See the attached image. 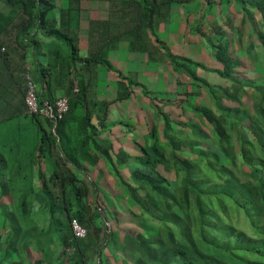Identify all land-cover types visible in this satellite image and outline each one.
I'll list each match as a JSON object with an SVG mask.
<instances>
[{"label":"trees","instance_id":"trees-1","mask_svg":"<svg viewBox=\"0 0 264 264\" xmlns=\"http://www.w3.org/2000/svg\"><path fill=\"white\" fill-rule=\"evenodd\" d=\"M105 1L109 5L108 18L92 22L98 27L92 38L99 50L109 40L126 38L130 48L138 51L148 48V33H154L156 26L169 18L171 5L186 0ZM81 2L0 0V46L8 44L15 50L32 29H42L45 35L66 44L65 57L58 54L54 65L63 73L74 72L80 85L79 92H74L70 78L65 93L69 110L54 129L47 118L27 112L26 86L16 71L7 67L4 81L0 80V146H30L38 137L35 147L40 158L46 162L47 158L57 160L52 169L40 172L42 186L35 187L31 181L24 186L27 189L16 202L20 217L29 220L32 213L28 222L33 226L32 220L43 221L48 229H54L63 243V256L68 257L65 248L74 243L78 256L74 264H88L80 241L95 244L103 230L96 223L100 213L91 207V187L82 174L88 171L86 164L101 163L99 179L105 197L114 206L116 218L128 220L123 229L129 244L117 240L113 244V250L122 252L126 264H264V74L248 78L242 70L244 61L234 52L232 29L214 26L222 37L218 43L208 41L216 65L211 67L166 51L163 56L179 73L176 81L188 80L186 98L170 99L172 113L160 109L156 97L148 99L153 109L158 108L162 132L151 121L143 143L130 139L123 123L113 121L111 105L129 98L133 93L129 87L139 83L136 76L116 71V99L94 97L91 85L79 72L97 64L108 70L115 68L100 51L99 57L93 50L86 57L79 56L78 39L71 25L81 11ZM2 4L10 7L8 14ZM260 9L264 16L263 7ZM254 29L264 46L263 30L256 23ZM206 73L213 74V79ZM204 93H208V104L194 100ZM145 94L151 96L148 90ZM21 117L32 120L36 130H31ZM58 144L64 156L57 153ZM108 171L115 175L116 187L107 180ZM11 174L6 172L2 177ZM117 184H122L140 212L123 204ZM30 194L36 200L31 205L25 201ZM12 201L10 198L4 202L11 206ZM73 218L88 228L87 238L74 239ZM2 244L0 235V252ZM8 248L0 255V264H28Z\"/></svg>","mask_w":264,"mask_h":264},{"label":"rangeland","instance_id":"rangeland-1","mask_svg":"<svg viewBox=\"0 0 264 264\" xmlns=\"http://www.w3.org/2000/svg\"><path fill=\"white\" fill-rule=\"evenodd\" d=\"M81 3L82 11L77 14V19L74 21L81 22V24L79 23L83 28L81 30V37L84 38L86 36V30L84 29L85 27L87 29L89 26V21L102 20L107 17L108 2L105 0H82ZM1 7L6 14L11 11L10 7L7 5L2 4ZM249 12H251L250 14L252 16L257 14L261 15V18L256 19V24L259 26V29L263 30L262 32L264 33V23L262 22L263 13H260L259 10H250ZM238 23L239 22H237V25L235 24L236 26L233 25L231 28L232 37L234 38V52L244 61L245 66L242 70L246 76L248 78H254L257 74H264V46L258 40L257 31L253 26L251 27L249 23L246 26H239ZM170 28H167L166 32L163 34V36L166 34L164 37L167 39L172 36L168 34ZM204 28L205 29L203 31L206 32L202 33L203 38L199 35V32V34L197 33V36H194L193 42H188V38L194 34L191 32L186 34L185 37L183 36V38L182 36H179V42L174 44L172 43L170 46L174 45L176 51H179L180 49L183 56H188L191 53V58L197 61L199 60L208 66L214 67L216 63L211 58L209 51L210 48L207 46V41H211V43H218L222 37L215 32L214 28ZM224 29L229 30L227 28ZM34 30H37V28L32 29L28 35L22 37V45L16 46L15 50H11L8 46H6L8 44L5 45L4 43H1L0 80H3V75L7 71V67H9L16 71L15 73L18 78L25 83L27 72H30L31 74L33 73L32 75L36 73V70H34V62L36 59L38 58V60H42V64L47 61V59L44 58L46 53L43 52L46 51V46H41V53H39L38 48H36L37 51L34 50L35 52L33 53H30L29 51V47L27 45H32V41L34 40L38 42V36H36L37 31L33 32ZM2 41L6 42L3 37ZM150 41L151 40L148 39L147 47L150 51H153L155 46L152 48V42ZM22 46L27 47L22 49ZM158 46L165 47L166 45L159 44ZM165 49L166 51H170L167 46ZM84 53L85 51H80L81 55ZM175 53L176 52L173 54ZM30 54H32V59L29 58ZM157 61L159 63L152 65L156 68V70L152 71L150 67L151 65L149 64L147 67L145 64L146 61H143L142 63L138 60H132V67L135 68L136 65V69L140 72V75L138 77L136 76V82L139 83V85L134 84L129 87L133 92L129 98L124 99L117 104L111 105L113 117L117 120H121L123 123V130H125L128 137L130 139L134 138L141 143L145 141L151 121L158 125L160 132H162L163 129V123L158 118V108L153 109L151 102L148 99L156 97L160 101L159 108L164 112L172 113L174 110L173 105H170L169 103L170 99L177 100L180 98H186L184 91L188 88V84L186 83L188 80L181 78L179 82L176 81L177 78L175 75H178L179 73L170 59L164 57L163 60ZM42 64H40V68ZM43 66L47 68V65L43 64ZM106 72L107 70L105 68L101 70L100 74L102 81L99 83L100 87L98 91H94L93 89V95L96 99L109 100L107 97L112 95V91L116 86L115 82L108 80L109 78ZM205 75L211 80L213 79V74L206 73ZM130 76H133V73H131ZM189 81L191 82V80ZM147 90L151 93V96L145 94V91ZM247 90L250 91L251 88H247ZM194 100L206 105L209 103L208 93L195 97ZM249 104L251 103L249 102ZM192 115L193 114H191V116ZM128 129H130V131H128ZM3 173L6 174V171L0 169V235L3 242L0 255L2 256V254L9 249L8 247H10L13 251L18 252L19 258H24L28 264H35L36 262H40V264H74L76 260H78V256L76 255L77 253H73L68 257L63 256V243L56 236V233L53 231L54 229H48L45 222L36 220H32L33 226H31V223L28 221L31 219V216L33 215L32 213L28 217L29 220L24 219L25 216L23 215L22 218L20 217L21 214L19 213V208L16 202L21 199V194H24L27 187H24L22 185V181L16 180L14 177L11 180L4 179L2 177ZM82 175L86 184L91 187V207L96 212L98 210L100 213V218L96 220V223H99L103 230L101 232L100 239L95 242V244L87 243L82 240L80 241L79 245L84 252V256H86L88 264H126L125 257L122 252L115 253L113 250V244L115 240L126 246L127 243L129 244L130 241L124 233L125 226L128 225V220L125 218H116V215L114 214L115 208L107 201L101 180L96 181V179H99L100 177L99 170L94 168L84 172ZM107 180L110 184L116 187L115 182L117 180L111 171L107 172ZM117 188L122 191L124 197L123 204H125L127 208L132 211L140 212L137 206L131 201L128 192L123 189L122 184L120 186L117 184ZM39 189L40 188H37L36 191L38 192ZM17 190H20L17 192L19 196L16 193ZM6 196H10L11 200H13V204L11 206L6 205L4 202H7V200L10 199ZM25 201H28L29 205L36 202L33 194L28 195L25 198ZM26 222L28 223L26 224ZM85 238H87V236Z\"/></svg>","mask_w":264,"mask_h":264},{"label":"crops","instance_id":"crops-1","mask_svg":"<svg viewBox=\"0 0 264 264\" xmlns=\"http://www.w3.org/2000/svg\"><path fill=\"white\" fill-rule=\"evenodd\" d=\"M81 6L80 9H82ZM262 7L264 10V0H186L184 2L173 3L171 5L169 18L165 22L159 23L154 29V33L152 32L148 33L147 38L151 40L150 42H152V48H154L155 46L154 50L152 51L155 53L153 56L149 54L148 52L149 48L138 51L132 50L126 38L120 39L119 41L109 40L106 43L105 47L103 48V45H101L103 49L100 47L99 50L95 39L92 38V32L93 33L96 32L98 27H96L92 22L103 21L106 18H108V15L102 20L89 21L88 23L89 26L87 27V29L86 27L84 29L86 30V36L84 38L81 37V30L83 29L80 26L81 22L72 21L71 28L76 32V36L78 39L79 56L86 57L89 55L90 50H93L97 52L98 54L97 56L99 57V51H100V53L104 57H106L114 65L115 68L113 70H108V68L105 65L97 64L91 66L90 68L89 67H87L86 69L84 68L79 72V74H81V77L91 85V88L94 89V91H98L100 87L99 83L102 81L100 72L102 69L105 68L107 70L106 73L109 78L108 80L116 83V86L112 91V95L107 97V99L109 100H114L118 95L117 92H118V81H119L116 71H121L123 74H128V75L133 73V76L138 77L140 75V72L136 69V65L135 68L132 67V62H131L132 60H138L139 62L142 63L143 61H146L145 64L147 65V67L150 64L151 70L155 71L156 68L153 67L152 65H154L155 63L156 64L159 63L157 60L164 59L163 54H165L166 49L164 47L158 46L159 44L157 43L158 42L157 40L164 42L172 54L176 52L178 53V54L175 53L176 55L183 56L180 52V49L179 51H176L174 45L170 46V44L172 43L174 44L176 42H179L178 39L179 36H182L183 38V36L185 37L186 34L192 32V34L193 33L194 34L193 36H190L188 38V42L190 41L193 42L194 36H197V33L199 34L200 32L199 35L202 37L203 36L202 33L206 32L203 31L205 29L204 27L212 28L214 26H219L223 28H232L233 25L235 24L237 25V22H239L238 23L239 26H243V25L246 26L249 23L251 27L252 26L254 27L256 23V19L261 18V15L257 14L252 16L250 14L251 12L249 11L259 10V12L261 13L262 10L260 8ZM263 18L264 16L262 14V22L264 20ZM167 28H170L168 34L172 35L169 39L164 37L166 34L163 36ZM35 31H37L36 36H38L37 37L38 42H34V43L32 42L33 44L30 46L27 45L29 47L30 53L37 51L36 48H38L39 53H41L42 52V49H40L41 46L43 47L46 46V51L43 52L47 54L51 52L53 55L44 56V58H46L47 61H45L43 64L48 65L49 63H51V66L49 68L48 67L45 68L43 66L42 60H38V58L36 59V61L34 62V70H36V73L32 75V77L34 79L37 91L40 92L39 95L41 100L51 101L59 98L60 96L65 95L70 85L69 83L71 81L70 80L71 75L67 72L63 73L62 69L58 65L57 66L56 64L54 65L58 54H60V58H63V54L65 57L64 51L66 49V44L61 40L45 35L42 29H37L34 30L33 32ZM99 31H102L101 28H99ZM112 33L115 34V29L113 30ZM207 46H208V41H207ZM81 50L85 51L83 55L80 54ZM209 51L211 54L212 53L211 49H209ZM31 55L32 54L29 55V58L32 59ZM190 55L184 57L191 58ZM40 64H42L41 68H40ZM25 86H26V80H25ZM21 118L23 122L29 123L30 125L29 128L31 130L33 131L36 130L35 127L36 124L32 122V120L26 117H21ZM112 119L114 122L118 121L115 117H113ZM37 139L38 137L34 138L33 142H31L32 145L30 146H27L26 144L23 143L21 144L22 147L19 148L12 146L10 148L0 146V151L2 155L0 159V169L5 170L6 172H12L9 178L5 177L6 180L7 179L11 180L14 177L16 180L22 181L23 186L30 185L29 181H31L32 182L31 184L35 187L42 186L43 182L41 180L40 172H45L52 169L54 162L57 160H55L54 158L51 159L47 158L48 161L46 162V159L40 158V153L38 149L35 147ZM57 153L61 156H64V153L61 147L59 146V144L57 145ZM100 165L101 163H98V166H92L86 164L88 170H92L94 168L100 170L101 168ZM18 172H21L22 174ZM97 180L100 181V179L98 178L96 179V181Z\"/></svg>","mask_w":264,"mask_h":264},{"label":"built area","instance_id":"built-area-1","mask_svg":"<svg viewBox=\"0 0 264 264\" xmlns=\"http://www.w3.org/2000/svg\"><path fill=\"white\" fill-rule=\"evenodd\" d=\"M73 79V91L79 92L80 85L79 80L76 77V74L73 72L71 74ZM26 96H25V104L27 108V112L29 114H37L41 115L44 118H47L53 123L54 129L55 126L61 118L68 112L69 110V98L65 95L60 96L55 99L53 102L50 101H40L38 96V91L30 72L26 73ZM72 232L74 235V239H83L87 236L88 231L85 226H83L78 219L73 218L71 221ZM75 244L72 243L65 248V253L67 256H70L75 252Z\"/></svg>","mask_w":264,"mask_h":264}]
</instances>
